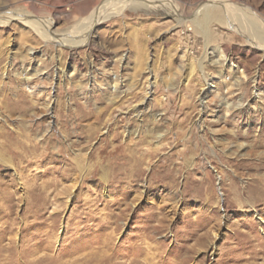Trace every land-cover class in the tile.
Instances as JSON below:
<instances>
[{
  "label": "rangeland",
  "instance_id": "1",
  "mask_svg": "<svg viewBox=\"0 0 264 264\" xmlns=\"http://www.w3.org/2000/svg\"><path fill=\"white\" fill-rule=\"evenodd\" d=\"M103 1L0 0L38 26H0V264H264V52L147 8L49 39Z\"/></svg>",
  "mask_w": 264,
  "mask_h": 264
},
{
  "label": "bare ground",
  "instance_id": "2",
  "mask_svg": "<svg viewBox=\"0 0 264 264\" xmlns=\"http://www.w3.org/2000/svg\"><path fill=\"white\" fill-rule=\"evenodd\" d=\"M232 3H230L228 0H207V2L203 1L202 3H200L198 10L194 14L186 15L178 14L176 12L180 10V6L173 0L172 2L170 0H105L100 4L93 17L91 16V20L88 24L89 29L87 30L86 28L84 30L85 32L84 34L82 33L83 35L80 40H73L74 38L79 36L77 34L66 36V38H68L69 40L65 39V37L61 35L58 36L55 34L53 36H50L51 38H49L48 34H44V37L49 38L59 46H66L72 49H75V47L77 46H88L90 38L89 34H91L93 29L99 24L103 23L109 18L118 17L123 13L125 9L135 10L139 8H147L154 12L161 13L168 18H174L179 25L182 23H190L193 25L195 30L204 32L206 34H208L209 27L212 24L221 25L229 29H243L247 32L246 34L248 36V42H250V44L254 46L256 50H262L264 52V38L261 37L259 39L256 36L264 34V28L259 25L257 21L253 20L251 18V14L249 15L244 8H241V5H239L238 7L237 5H234V3ZM187 19L190 20L186 21ZM12 20H18L28 26H34L35 28H38V26L36 27L37 22L35 21V19L32 18V16L25 14L17 16L0 15V26H7ZM40 25L41 24H39V26ZM50 28L51 25L47 24L45 31L49 32ZM250 39H254L256 43L258 42L259 46L253 43ZM262 192L264 195V189H262Z\"/></svg>",
  "mask_w": 264,
  "mask_h": 264
}]
</instances>
